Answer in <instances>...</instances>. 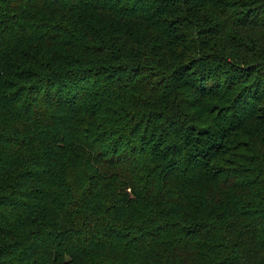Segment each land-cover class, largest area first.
Wrapping results in <instances>:
<instances>
[{"label": "trees", "instance_id": "1", "mask_svg": "<svg viewBox=\"0 0 264 264\" xmlns=\"http://www.w3.org/2000/svg\"><path fill=\"white\" fill-rule=\"evenodd\" d=\"M0 264H264V0H0Z\"/></svg>", "mask_w": 264, "mask_h": 264}]
</instances>
